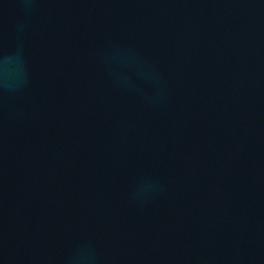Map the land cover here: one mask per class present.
Listing matches in <instances>:
<instances>
[{
	"label": "water",
	"instance_id": "obj_1",
	"mask_svg": "<svg viewBox=\"0 0 264 264\" xmlns=\"http://www.w3.org/2000/svg\"><path fill=\"white\" fill-rule=\"evenodd\" d=\"M0 264H186L162 0H0Z\"/></svg>",
	"mask_w": 264,
	"mask_h": 264
}]
</instances>
